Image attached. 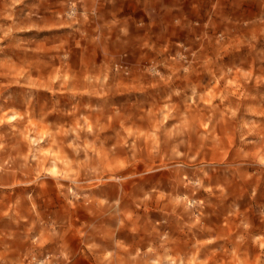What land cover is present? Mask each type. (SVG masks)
<instances>
[{"label":"rangeland","instance_id":"374dc122","mask_svg":"<svg viewBox=\"0 0 264 264\" xmlns=\"http://www.w3.org/2000/svg\"><path fill=\"white\" fill-rule=\"evenodd\" d=\"M0 0V264H264V10Z\"/></svg>","mask_w":264,"mask_h":264},{"label":"crops","instance_id":"0c3cea01","mask_svg":"<svg viewBox=\"0 0 264 264\" xmlns=\"http://www.w3.org/2000/svg\"><path fill=\"white\" fill-rule=\"evenodd\" d=\"M115 1V0H111ZM126 5H136L142 9L162 8L170 5L168 0H123ZM173 6L182 8L189 6L192 9H211V7H231L237 10L251 9L264 10V0H172ZM211 6V7H210Z\"/></svg>","mask_w":264,"mask_h":264}]
</instances>
